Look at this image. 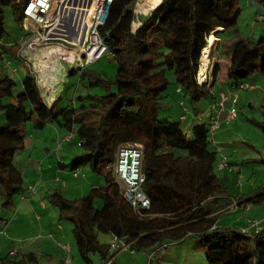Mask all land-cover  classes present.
<instances>
[{
    "label": "trees",
    "instance_id": "1",
    "mask_svg": "<svg viewBox=\"0 0 264 264\" xmlns=\"http://www.w3.org/2000/svg\"><path fill=\"white\" fill-rule=\"evenodd\" d=\"M26 1L0 0V61L23 63L19 46L6 45L4 40L7 12L16 21H24ZM137 1L115 0L100 31L117 62L115 79L75 68L68 72V78L80 72V83L89 77L88 88L96 87L99 94L88 93L77 100L60 96L49 107L29 69L23 91L16 97V81L0 76V113L7 119L0 124V219L26 192L23 174L14 161L25 148L27 124L32 122L39 131L54 124L77 136L83 150L62 167L71 172L89 168L104 180L81 199L66 200L59 191L47 195L59 208L61 220L72 222L78 256L85 264H94L96 255L102 264L114 257L111 244L102 242L100 235L130 244L134 253L148 252V257L169 243L190 238L206 248L207 264H264V227L248 234L238 228H219L216 222L231 207L263 204L264 187L234 201L216 174L218 152L210 124L195 125L188 132L180 123L162 120L159 113L168 97V73L193 104L209 94V84L200 86L196 80L201 55L211 37L222 39L236 30L241 0H159L136 31L130 24L128 30H116L118 17L133 13ZM231 49L230 86L250 83L257 73L264 80L263 36L235 39ZM218 72L217 66L214 82ZM6 98L15 101L7 104ZM260 128L264 133V120ZM128 144L143 146V191L151 201L149 209H134L116 180V155Z\"/></svg>",
    "mask_w": 264,
    "mask_h": 264
},
{
    "label": "rangeland",
    "instance_id": "2",
    "mask_svg": "<svg viewBox=\"0 0 264 264\" xmlns=\"http://www.w3.org/2000/svg\"><path fill=\"white\" fill-rule=\"evenodd\" d=\"M157 1L159 0H154L155 6L158 4ZM248 1H240L242 13L239 17L236 30L228 32L222 37L223 42L219 48V53L222 58H226L227 55L231 54V42L238 36L242 38L252 37L254 40L262 36L264 38V21L258 20L259 16L264 17V5L252 1V4H249ZM145 2V0H141L140 2L138 0L133 9L134 12L135 10L138 11L137 5L139 4H145V7H147ZM151 9H153L152 6ZM134 12L127 14L125 17L120 14L121 16L118 19L116 18V30H128V24L134 29L135 26L133 27L132 25L136 22V17H145L143 14H136ZM5 22L8 36L5 38L4 43L9 46L17 44L21 48L30 38L28 36L30 33L28 21L18 22L10 12H7ZM214 47L213 45L210 47L209 43L207 52L210 54L211 59L216 60L213 56H216L218 51ZM47 53L48 49L45 48L39 56L43 57ZM217 60L216 62L213 61L215 64L213 73L216 69ZM10 62L11 65L8 68L0 62V76L8 75L16 81L17 86L13 93L14 97H16L23 91V81L27 77L28 69L30 70L31 68L12 59H10ZM63 64L66 68L65 70L59 71L57 77H53L54 75L50 73L51 76H48L46 79L51 82H54V80L56 82L57 80L59 87L63 83V86H66L67 89L59 94L58 92H42V96L46 98L48 105H51L52 101L60 96L77 100L78 96H86L88 93H100V90L96 87L88 88L90 86L89 77H86L80 83V72L68 78V72L73 67L79 68V62L77 58H74V54L70 62L65 60ZM84 68L88 73L101 75L106 80H114L115 72L117 71V62L115 59H111L105 55L102 59ZM15 69L17 72H14ZM50 69L57 72L51 62L32 68L35 72H41L43 74H47L46 70ZM168 79L171 83L167 91L168 97L163 101L160 108L159 113H161V119H168L173 123H180L182 128L188 131L191 127L197 125L193 119L197 104H193L188 96L180 92V88L176 84L172 73H168ZM66 80L68 82L64 84ZM250 84L254 86L255 89L253 90L255 92L253 90L236 91L238 93V102L236 105L237 117L233 121L224 122L225 124H223L222 120L220 122L221 128L227 137L220 142L222 143L220 148H223L224 152L217 151L218 163L215 170L234 201L242 195L256 192L258 189L264 187V133L260 128L264 120V80L257 73L251 78ZM56 93L58 94L57 97H55L57 95ZM14 101L15 98L13 100L12 98H6L4 100L7 104ZM79 103L81 102L77 101V104ZM230 107L231 102H226L224 109L229 110ZM183 115L187 119L184 122L180 119ZM6 121V115L0 113V124H4ZM59 130L58 127H53L52 124H49L42 131L35 130L32 122L28 123L25 128V148L17 153L14 162L21 170V174H23L24 189L26 192L31 193V195L34 194L31 196L33 200L38 202L43 201L44 207L38 203L36 207L34 205V207L30 206L28 208L27 206L29 204L25 205L23 198L17 200L16 206L0 221L1 228L9 226L8 235L3 236V234H0V259L7 257L12 249L16 252L20 249L22 250L24 244L22 245L20 241H23L26 244H30L31 249L36 252L38 260L37 262L29 260L23 263L22 255H12L10 258L12 262L6 261L5 264H15V261H22L16 264H58L68 259L71 260V264H85L78 256L72 233L74 228L72 222L63 218L60 220L58 207L47 200V195L50 192L59 191L66 200L81 199L89 194L93 183L103 185L104 180L96 177L89 168L81 169L79 178H75L72 175L69 167L60 169L62 164H66L67 166L76 157L82 155L83 150L80 147L77 136L67 143L64 141V136H68V134L62 132V136H58L57 131ZM51 143L60 144L62 149L60 159L56 153L47 152ZM216 149L214 147V150ZM223 162H226L229 167L221 169L220 165ZM97 207L102 209L103 206L101 203H98ZM232 208L234 207H231L229 209L230 211L218 218L216 221L217 227L229 229L238 228L244 232L253 229L249 225L250 221H259L261 223V219L264 218V203L248 206V209L245 207H237L231 210ZM17 213L20 215H26L28 213L29 216L27 214L24 217H17V219L7 224L10 218H13V215ZM261 226H264V222L261 223ZM51 234L56 238L51 237ZM63 234H66L67 237L64 238ZM14 235L19 236L21 240L15 238ZM99 238L102 242L107 243L110 241V237L107 235H100ZM59 243H64L66 246L71 245L72 249L70 254L63 255L57 246ZM205 249L200 242L188 238L183 242L174 241L173 243H169L167 248L157 251L156 256L159 258L164 255L166 257L164 264H207V250ZM121 252H125L123 258L126 257L128 259L120 260L119 262L121 263L119 264H137L133 259L129 260L128 256L131 252L127 250ZM41 253L45 254L43 255ZM98 258L97 255L93 258L95 264H98ZM140 258L142 259V257ZM140 263L149 264V261L142 260ZM160 263L158 261L153 262V264Z\"/></svg>",
    "mask_w": 264,
    "mask_h": 264
},
{
    "label": "built area",
    "instance_id": "3",
    "mask_svg": "<svg viewBox=\"0 0 264 264\" xmlns=\"http://www.w3.org/2000/svg\"><path fill=\"white\" fill-rule=\"evenodd\" d=\"M115 0H27L23 4V17L28 21L30 33L32 35L20 48L19 58L32 70L33 66L23 57V55L39 56L42 50L56 48L60 50L71 49L74 51V58H77L82 69L90 65L103 56L109 54L112 59L114 56L108 53L107 45L104 42L101 29L107 24L112 5ZM262 20V17H258ZM209 46V43H208ZM202 53V58L198 67L196 80L200 86L208 83L211 86V76L215 64L207 48ZM84 56V58H83ZM5 67H10L8 59H2ZM46 62H51L57 72L46 70L47 74L38 73L32 70V74L41 89V92H51L53 88L59 86V82L52 83L47 81V77L57 76L62 69L59 67L60 59L52 56ZM1 68V66H0ZM77 68V67H73ZM212 72V73H211ZM51 73V75H50ZM254 86L250 83L240 85L237 91L253 90ZM210 91V90H208ZM226 102H231L228 110L227 120L233 121L237 117L236 105L238 93H221L219 96V110L210 122L212 134L221 127L220 113L223 112ZM185 119V116L183 117ZM117 162L115 165V176L118 184L122 187L124 198L134 209H149L151 201L143 191L145 175L142 170L143 165V146L140 144H128L121 146L118 150ZM226 162L221 163L220 168L224 169ZM35 193V192H34ZM249 225L259 232L262 227L258 221H250ZM252 234L249 231H244ZM67 254H70V247L59 243ZM130 251L134 253L130 244L114 238L111 243V252ZM152 256L149 257V260ZM66 264H71L68 259Z\"/></svg>",
    "mask_w": 264,
    "mask_h": 264
},
{
    "label": "crops",
    "instance_id": "4",
    "mask_svg": "<svg viewBox=\"0 0 264 264\" xmlns=\"http://www.w3.org/2000/svg\"><path fill=\"white\" fill-rule=\"evenodd\" d=\"M146 2V5H147V12H145V13H143L142 11H140L139 9H138V7H137V9H138V11H136L135 10V12L134 13H136V14H143L145 17L147 16V15H149L150 13H152V10L156 7L155 6V2H154V0H145ZM248 3L249 4H252L251 2H249L248 1ZM255 3H262L263 5H264V0H262L261 2H255ZM242 4V3H241ZM151 6H152V8L153 9H151ZM145 17H136V22H134L133 23V27L135 26V28L133 29V31H136L137 30V28L140 26V21L142 20V18L144 19ZM259 17H262V20H260V21H264V17L263 16H259ZM259 20V19H258ZM263 31V30H262ZM263 35V34H262ZM249 39L250 38H252V37H248ZM248 38H242V37H240V36H238V37H236L235 39H248ZM215 44H213V47H214V45H215V47L214 48H216V51H218L216 54V56H213L216 60H217V58H218V62H217V64H216V67L218 66V69H219V72H218V74H217V76H216V81L214 82V76H215V73H213L212 74V76H211V86H210V91H209V94L205 97V98H202L201 100H199V102L197 103V107L195 108V112H194V122H195V124L197 123V125L198 124H210V122H211V120H212V118L216 115V113L218 112L217 110H219V96H220V94L221 93H223V92H225V93H232V92H234V93H236V91H237V88L236 87H233V86H230L229 85V82H228V69H229V67H230V65H231V57H232V53L231 54H229V55H227V57L226 58H222L221 57V55H220V53H219V48H220V46H221V44H222V40L223 39H218V38H216L215 37ZM234 39V40H235ZM234 40H232V42L234 41ZM232 42H231V44H232ZM73 51V50H72ZM74 52V51H73ZM108 56V55H107ZM103 58V57H102ZM101 58V59H102ZM99 60V59H98ZM216 60H214L213 59V61H215L216 62ZM63 67H64V70L66 69L65 68V66L63 65ZM82 70H85V68H83ZM30 71H31V73H32V70L30 69ZM14 72H17V70L15 69V71ZM33 75V74H32ZM68 81L66 80V82H64V84H66ZM215 84H214V83ZM53 83V82H52ZM64 88H66V86H63V83L60 85V87L59 86H57L56 88H53L52 90H51V92L50 93H54V92H58V94L59 93H61L62 91H64V90H66V89H64ZM254 92H255V90H253ZM57 94V93H56ZM58 94L55 96V97H57L58 96ZM43 97V96H42ZM43 99H44V101H45V103L47 104V101H46V98L45 97H43ZM58 99V98H57ZM57 99H55V100H53L52 101V103H51V105H48L49 107L50 106H52V104L57 100ZM263 113H264V108H263ZM227 115H228V110H224L223 112H221L220 113V122H221V120H222V122H223V124H225L224 122H228V120H227ZM183 117H184V115H183ZM183 117H181L180 119L181 120H183V122H184V120L186 121L187 119L185 118V119H183ZM52 126L54 127V126H56V125H54V124H52ZM57 127V126H56ZM222 127V126H221ZM219 128V130H217L216 132H214V136H213V147H216L217 149H216V151H218L219 150V152L221 151V152H224V150H223V148H220V146H222L221 144L222 143H220L222 140H225L226 139V133L222 130V128ZM192 128V127H191ZM191 128L188 130V132H190V130H191ZM59 129V128H58ZM58 132V136H62L61 134H62V130L60 129L59 131H57ZM65 133V132H64ZM75 136L73 135V134H70V135H65L64 136V141L65 142H70L73 138H74ZM224 146H225V144H224ZM227 146V145H226ZM61 146H60V144L59 143H51L50 144V147L47 149V152L48 153H56L57 154V157L60 159L61 158ZM16 165V164H15ZM18 169H19V167H17ZM63 167H61L60 169H62ZM20 170V169H19ZM80 171L81 170H79V171H75V172H72V175L75 177V178H79L80 177V175H79V173H80ZM86 177V176H85ZM24 178V177H23ZM98 186H100V184L99 183H93V185H92V187H98ZM52 192H50V193H48V194H51ZM61 193V192H60ZM34 194H32L31 195V193H29V192H25V195L23 196V197H20V199L19 200H21V198H23L25 201H24V204L25 205H27V204H29V206H27L28 208L30 207V206H32V207H34V205H35V207H36V204H38V203H40V204H42L43 205V207H44V203H43V201L42 202H38V201H36V200H33V198L31 197V196H33ZM18 205V204H17ZM27 208V209H28ZM237 208V207H236ZM59 209V208H58ZM248 209V208H247ZM231 210H233V209H231ZM19 212V211H18ZM28 214V213H27ZM27 214L26 215H23V214H19V213H17V214H15V215H13L14 217L13 218H10V221H8V223L7 224H9L11 221H14L15 219H17V217H24V216H27ZM59 214H60V210H59ZM28 216H29V214H28ZM6 216H4L2 219H0V221L1 220H3L4 218H5ZM60 220H61V214H60ZM259 222V221H258ZM264 222V218L263 219H261V223H263ZM261 223H260V226H261ZM262 228L264 227V226H261ZM9 226H7V227H2L1 228V223H0V234H3V236H6V235H8V232H9ZM241 230V229H240ZM243 231V230H242ZM250 232L251 233H254L255 232V230H254V228L252 229V230H250ZM2 236V235H1ZM15 236V238H19L20 239V237L19 236H17V235H14ZM61 236V235H60ZM63 236H64V238H66L67 236H66V234H63ZM51 237H55L53 234H51ZM110 237V241L109 242H107L108 244H111L112 242H113V237L112 236H109ZM56 238V237H55ZM1 239V238H0ZM21 240V239H20ZM21 242V244L23 245L24 244V248H22V250L20 249L18 252H16L15 250H11L10 251V253H9V255L7 256V257H5L4 259H0V264H5L6 263V261L7 262H12L11 261V256L13 255V256H18V255H22V261H23V263H25V262H27V261H29V260H32V261H34V262H37V256H36V252L33 250V249H31V247H30V244H26V243H24L23 241H20ZM106 243V242H105ZM58 246V248L61 250V252H62V254L63 255H67V253L65 252V250L60 246V245H57ZM69 247H70V251H71V245H68ZM45 250V249H44ZM24 251V252H23ZM45 252V251H44ZM130 252V251H129ZM17 253V254H16ZM41 254H45V253H41ZM124 254H125V252H121V251H119V252H117V253H115V255H114V257L113 258H111L110 259V261L107 263V264H119V263H121V262H119L120 260H124V259H128V258H126V257H124L123 258V256H124ZM156 254H157V252H155V253H152V258H153V256H154V258H153V260H152V264H153V262L154 261H158L160 264H164V261H165V259H166V257L163 255V256H161V257H157L156 256ZM47 255V254H46ZM149 255H148V252L147 253H132L131 252V254H129V260L131 259H133V261H136L137 262V264H141L140 262H142V260H147V261H149V257H148ZM140 257H142V259L140 258ZM141 259V260H140ZM20 261V260H19ZM22 261H20V262H22ZM66 261L67 260H65V261H61V262H59L58 264H66ZM20 262H17V261H15L14 263L16 264V263H20ZM100 262V260H99V258H98V264H102L101 262ZM94 264H95V262H94Z\"/></svg>",
    "mask_w": 264,
    "mask_h": 264
},
{
    "label": "bare ground",
    "instance_id": "5",
    "mask_svg": "<svg viewBox=\"0 0 264 264\" xmlns=\"http://www.w3.org/2000/svg\"><path fill=\"white\" fill-rule=\"evenodd\" d=\"M141 0H139L140 2ZM138 6V9L140 11H142L143 13L147 12V7H145V4L142 5V4H139L137 5ZM215 38H212L211 42H210V47H212V45L214 44L215 42ZM74 52L71 50V49H65V50H60V49H56L55 47L54 48H50L48 49V53L47 55L43 56V57H40V56H31V55H23V57L27 60V62H29L30 64H32L33 66L37 67V66H41V64H46L47 62V59H49L50 57L52 56H57L59 59H60V63H59V67L64 70V67H63V62L65 60H68L69 62L72 60V56H73ZM45 61V62H44ZM42 67H44L42 65ZM51 72H55L54 70L50 69ZM53 77H57V76H53ZM53 83H57V80Z\"/></svg>",
    "mask_w": 264,
    "mask_h": 264
},
{
    "label": "water",
    "instance_id": "6",
    "mask_svg": "<svg viewBox=\"0 0 264 264\" xmlns=\"http://www.w3.org/2000/svg\"><path fill=\"white\" fill-rule=\"evenodd\" d=\"M83 58H84V56H83ZM77 69H78L79 71H81V70H82V68H80V67H79V68H77Z\"/></svg>",
    "mask_w": 264,
    "mask_h": 264
}]
</instances>
